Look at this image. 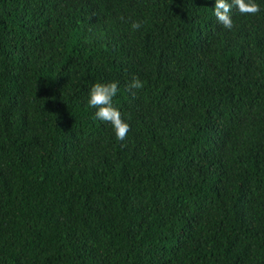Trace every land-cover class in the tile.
<instances>
[{
	"label": "trees",
	"instance_id": "trees-1",
	"mask_svg": "<svg viewBox=\"0 0 264 264\" xmlns=\"http://www.w3.org/2000/svg\"><path fill=\"white\" fill-rule=\"evenodd\" d=\"M256 2L0 0V264H264Z\"/></svg>",
	"mask_w": 264,
	"mask_h": 264
},
{
	"label": "clouds",
	"instance_id": "clouds-1",
	"mask_svg": "<svg viewBox=\"0 0 264 264\" xmlns=\"http://www.w3.org/2000/svg\"><path fill=\"white\" fill-rule=\"evenodd\" d=\"M236 7L241 14H256L260 6L256 0H215L213 9L217 21L227 29L233 28L232 9ZM141 24L133 22V30L139 29ZM143 82L137 76H133L128 90L140 89ZM118 82L94 83L90 87L88 105L96 109L95 116L101 121L111 124L118 140H125L130 130L129 124L122 118L121 112L113 106L112 100L118 93Z\"/></svg>",
	"mask_w": 264,
	"mask_h": 264
}]
</instances>
